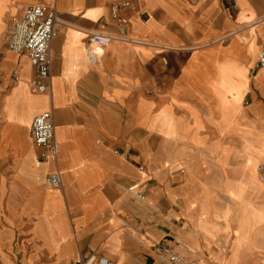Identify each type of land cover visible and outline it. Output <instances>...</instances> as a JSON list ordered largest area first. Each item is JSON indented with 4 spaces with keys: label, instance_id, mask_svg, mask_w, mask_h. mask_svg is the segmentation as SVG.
I'll return each instance as SVG.
<instances>
[{
    "label": "crops",
    "instance_id": "1",
    "mask_svg": "<svg viewBox=\"0 0 264 264\" xmlns=\"http://www.w3.org/2000/svg\"><path fill=\"white\" fill-rule=\"evenodd\" d=\"M123 1L131 8H118L120 28L110 8ZM36 3L62 24L45 94L31 91L26 53L5 43L7 26ZM101 24L138 41H114L91 58L87 39ZM262 41L264 0H0V264H78L90 255L128 264L142 252L131 236L142 222L122 193L139 180L189 236L200 218L223 226L229 194L260 213L264 69L254 66ZM46 111L59 153L36 162L31 123ZM54 172L60 189L47 183ZM235 217L227 215L233 232ZM215 234L210 247L201 244L206 264L228 258L237 241ZM238 257L264 264L263 250Z\"/></svg>",
    "mask_w": 264,
    "mask_h": 264
},
{
    "label": "built area",
    "instance_id": "2",
    "mask_svg": "<svg viewBox=\"0 0 264 264\" xmlns=\"http://www.w3.org/2000/svg\"><path fill=\"white\" fill-rule=\"evenodd\" d=\"M190 4H196L199 0H185ZM131 8L128 1L113 4L110 8L112 21L120 28L126 25V19L118 14V8ZM61 21L55 9L47 5L36 3L26 7L21 16L13 23L9 24L5 30L6 48L10 52H25L30 65L34 69V77L30 82L31 91L45 94L50 91V71L52 60L50 47L53 39L58 35V26ZM114 41L132 43L138 41L126 34V31L118 33L108 32L106 24H101L98 29L89 34L86 44V54L93 57H100L104 48ZM255 69H264V41L260 46V52ZM16 81L17 78H14ZM31 139L40 149L35 161H45L48 158L56 159L59 153L58 144L54 138V128L52 124L51 111L43 112L35 116L31 123ZM140 172H144L143 167H139ZM259 171L264 178V166H259ZM47 183L53 189H60L62 180L59 173L54 172L47 176ZM124 196L131 204H135L139 209L144 210L153 217H157L160 212L150 205L147 200V191L142 181H134L124 191ZM135 220L142 222L138 216ZM166 236L165 234L163 237ZM152 243L151 252L153 259L159 260L161 264H200L198 258H192L181 241L166 240L165 238ZM142 257L145 261V257ZM78 264H111L105 257L90 255L79 261Z\"/></svg>",
    "mask_w": 264,
    "mask_h": 264
},
{
    "label": "rangeland",
    "instance_id": "3",
    "mask_svg": "<svg viewBox=\"0 0 264 264\" xmlns=\"http://www.w3.org/2000/svg\"><path fill=\"white\" fill-rule=\"evenodd\" d=\"M136 38V37H132ZM137 39V38H136ZM248 85V82H247ZM248 87L245 88V92L248 91ZM245 151L249 152L250 148L252 147L250 144L246 143ZM257 147V161L258 163H264V136H262L261 141L258 143L256 141L255 144ZM255 149V150H256ZM263 194H264V187H263ZM147 191V190H146ZM226 195V194H223ZM123 199L125 203H129L130 210L132 211L131 214L133 216H138V218L142 219V225L137 228L136 222L134 223V231L131 232V236L133 241L141 246V253L134 257L135 259L132 260V257H128V264H145L143 263L144 259L142 258L144 254L153 256V253L150 252L148 248L150 244L160 240L164 233L158 229L157 226L165 227L168 230V235L170 238L171 236L174 237V241L179 240L180 234L183 238H185V245L188 249V253L191 252L192 258H198L199 263L201 260V264H206L202 261L201 253L202 248L201 244L205 245L206 247H210L215 238V232L220 231L222 233L228 234L231 232V236L237 233V241L232 242L230 255L228 258L224 257L222 259L216 258L218 264H239L238 261L240 258L238 257L239 254L245 253H253L258 252L260 250L264 251V206H260V213L258 209H255L254 206L249 203L248 205L239 203L232 195L229 194L230 197L224 196L221 198V201L225 204V209L222 213V220L224 222L223 226L217 228L215 225L208 223L205 219H199L198 223L195 225L194 228H188V232H190V236L187 234L180 233L178 226L175 224H171L167 219L163 218L161 213L158 214L157 217H153L149 215L144 208H138L135 204H131L126 196H124V192L122 193ZM149 202V201H148ZM151 205V203L149 202ZM155 207V206H154ZM230 207H232L230 209ZM158 212L160 210L155 207ZM233 210L236 212V217L234 219L236 228H230L229 221H227V215L230 211ZM257 214V216L254 215ZM258 213L260 214V218L258 217ZM224 214V215H223ZM140 222V221H139ZM170 228V229H168ZM138 230V231H137ZM142 230V231H141ZM148 234H145L147 233ZM250 232L255 236V241L251 238ZM142 234V235H141ZM144 234V235H143ZM177 236V237H175ZM164 236L163 238H165ZM172 239V238H171ZM180 241V240H179ZM200 253V254H199ZM190 254V253H189ZM264 261V257L262 258ZM140 262V263H139ZM154 264V262H153ZM155 264H161V262L155 259ZM240 264H243V258H241Z\"/></svg>",
    "mask_w": 264,
    "mask_h": 264
},
{
    "label": "water",
    "instance_id": "4",
    "mask_svg": "<svg viewBox=\"0 0 264 264\" xmlns=\"http://www.w3.org/2000/svg\"><path fill=\"white\" fill-rule=\"evenodd\" d=\"M159 230H161L164 234H168V230L165 227L157 226ZM166 240H171V238L166 235L165 237ZM145 257V264H153V259L149 256H144Z\"/></svg>",
    "mask_w": 264,
    "mask_h": 264
},
{
    "label": "bare ground",
    "instance_id": "5",
    "mask_svg": "<svg viewBox=\"0 0 264 264\" xmlns=\"http://www.w3.org/2000/svg\"><path fill=\"white\" fill-rule=\"evenodd\" d=\"M64 22V21H63ZM62 25V24H61ZM262 164H264V163H262ZM149 203V202H148ZM139 219V218H138ZM168 229H170V228H168ZM188 253V252H187ZM190 253V254H189ZM188 254L191 256V252H189ZM192 257V256H191ZM200 263H201V260H200Z\"/></svg>",
    "mask_w": 264,
    "mask_h": 264
}]
</instances>
